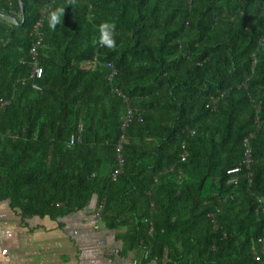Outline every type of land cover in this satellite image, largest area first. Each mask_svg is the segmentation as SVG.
Returning a JSON list of instances; mask_svg holds the SVG:
<instances>
[{
	"label": "trees",
	"instance_id": "obj_1",
	"mask_svg": "<svg viewBox=\"0 0 264 264\" xmlns=\"http://www.w3.org/2000/svg\"><path fill=\"white\" fill-rule=\"evenodd\" d=\"M101 23L114 25L111 48L99 44ZM39 36L43 75L31 80ZM118 92L142 117L125 129ZM0 100L9 102L0 111V200L23 220L103 201L100 225L121 255L258 264L264 0H0ZM251 133L254 162L230 184ZM120 141L125 162L113 180Z\"/></svg>",
	"mask_w": 264,
	"mask_h": 264
},
{
	"label": "crops",
	"instance_id": "obj_2",
	"mask_svg": "<svg viewBox=\"0 0 264 264\" xmlns=\"http://www.w3.org/2000/svg\"><path fill=\"white\" fill-rule=\"evenodd\" d=\"M95 205L93 200L83 211L57 220H23L0 200V264H155L143 263L135 252L109 255L120 244L113 231L95 228Z\"/></svg>",
	"mask_w": 264,
	"mask_h": 264
},
{
	"label": "built area",
	"instance_id": "obj_3",
	"mask_svg": "<svg viewBox=\"0 0 264 264\" xmlns=\"http://www.w3.org/2000/svg\"><path fill=\"white\" fill-rule=\"evenodd\" d=\"M41 23H42V21H40L38 23V25L35 26V31L33 33L34 36L39 35L38 30L41 26ZM41 41H42V38H41V36H39L37 42L34 44V46L32 47V49L30 51L32 61L30 64L31 72L29 75V79H31V80H39L42 78V75H43V70L40 66V61H39L38 52H37L38 45L41 43ZM33 88L36 90H41V87L38 86L37 84H33ZM118 95L123 98V101H124L126 108H127V114H126L122 129H125V127H127V125L135 118L138 121H142L141 115L131 105V99H129L128 97L123 95L121 92H118ZM8 104H9V102L7 100H0V111L5 109V107ZM256 121L258 122V117L256 118ZM258 127L260 128V125ZM253 136H254V134L251 133L249 135V137L246 138L244 141L245 153H244V158H243V161L241 162V164L239 166L231 168L227 171V175L229 177L228 182L230 184L237 185L238 184V175L243 171V169L248 171L254 162L253 158H252L251 148L249 145V139L253 138ZM116 151H117V168L115 169V171L112 175L113 180H115L117 178V176L123 172V167H124L125 161H124V157H123L122 141H120L119 145L117 146ZM184 159H185V154L182 156V160H184ZM249 175H251V174L249 173ZM103 206L104 205H103V201H102L100 203H97L92 209V215L96 220V225H95L96 229H100V227H101L100 223H101V214L103 211ZM213 219H214V216H213ZM258 244L260 245L259 250L254 251L255 261L258 264H264V238H259ZM3 253L6 254L7 251L4 250ZM108 254L109 255H115V256H122L120 249L111 250L108 252Z\"/></svg>",
	"mask_w": 264,
	"mask_h": 264
},
{
	"label": "clouds",
	"instance_id": "obj_4",
	"mask_svg": "<svg viewBox=\"0 0 264 264\" xmlns=\"http://www.w3.org/2000/svg\"><path fill=\"white\" fill-rule=\"evenodd\" d=\"M62 9H56L49 13V28H53L58 22ZM114 25L110 23H101L98 26L99 31V44L107 46L109 48L113 47L114 41L112 38V32Z\"/></svg>",
	"mask_w": 264,
	"mask_h": 264
}]
</instances>
